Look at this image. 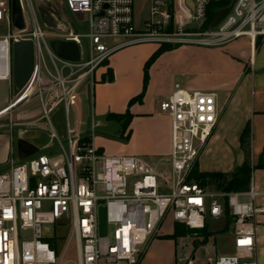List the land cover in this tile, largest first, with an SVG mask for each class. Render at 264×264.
<instances>
[{
    "label": "built area",
    "instance_id": "obj_1",
    "mask_svg": "<svg viewBox=\"0 0 264 264\" xmlns=\"http://www.w3.org/2000/svg\"><path fill=\"white\" fill-rule=\"evenodd\" d=\"M11 1L0 0V25L7 29L0 34V81L13 82V44L30 42L33 74L15 98H42L41 118L26 127L46 130L51 144L0 169V264H55L56 251L42 227L56 224L71 232L75 264H140L147 245L162 235L168 218L189 230H203L206 216L225 227L226 211L231 217L227 228L232 252L207 254L202 264H257L258 217L264 215V207L256 204L252 183L246 191L210 193L191 178L218 123L215 93L176 89L159 102V112L171 123L169 164L164 169L143 157L99 152L92 143L96 125L88 133L79 132L70 127L68 114L79 87L92 84L97 68L123 47H216L240 38L256 44L264 38V0H235L220 23L208 29L201 27L209 5L223 0H152L141 29L135 26L134 0H63L67 13L86 17L87 33L82 35L71 26L54 41L74 42L80 50L78 62L53 54L51 39L37 23L31 0L16 1L30 15L32 28L28 33L10 32ZM192 25L195 29H188ZM82 38L88 40L86 49ZM59 104L66 118L63 141L50 121V113ZM41 120L48 125L41 126ZM100 207L105 211V236L98 232ZM186 248L179 244L175 264H196Z\"/></svg>",
    "mask_w": 264,
    "mask_h": 264
},
{
    "label": "crops",
    "instance_id": "obj_2",
    "mask_svg": "<svg viewBox=\"0 0 264 264\" xmlns=\"http://www.w3.org/2000/svg\"><path fill=\"white\" fill-rule=\"evenodd\" d=\"M34 1L39 4L42 0ZM227 46L223 49L183 45L164 52L149 68L142 101L130 107L129 100L142 90L144 64L159 46L140 44L119 49L94 72L93 84L83 83L77 90L70 107L76 116L73 129L88 133L92 125H96V129L103 126L102 118L108 114H123L128 109L132 116L128 127L129 141L121 149L107 147L108 152L143 157L155 168L164 169L169 164L171 123L167 115L159 112V102L176 89L210 91L216 96L219 119L198 159L199 172L228 174L243 163L240 138L247 122L250 125V161L255 167L264 148V38L259 39L257 46L247 38L229 42ZM14 98L13 82L0 81V115L8 111L0 116V127L20 128L18 144L24 143L30 148V144L24 141L29 130L26 125L41 118L42 98H35L37 108L23 105L17 110L16 106L23 104L24 99L13 101ZM11 101L10 109L3 111ZM92 143L100 152L109 141L96 137L94 133ZM50 144L49 139L39 151ZM11 149L9 141L2 145L0 169L32 155H27L31 150H22L12 158ZM251 183L257 193L256 204L264 207V156L262 167L252 172ZM168 222L172 225L169 233L165 232ZM258 222L257 257L258 254L264 257V215L258 217ZM174 225L168 218L162 235H172ZM176 248L172 239L155 238L147 245L140 264H175L170 258ZM161 249H166L165 255H159ZM230 252L232 238L226 253Z\"/></svg>",
    "mask_w": 264,
    "mask_h": 264
},
{
    "label": "rangeland",
    "instance_id": "obj_3",
    "mask_svg": "<svg viewBox=\"0 0 264 264\" xmlns=\"http://www.w3.org/2000/svg\"><path fill=\"white\" fill-rule=\"evenodd\" d=\"M164 1L168 2L169 0H164ZM31 2L33 5L34 15L37 23H39L41 26H44L45 32L49 35L51 41H54V39L57 36H62L65 33H67L71 26L75 31H77L82 35L87 33L86 17L82 15H71L67 13L63 6V0H42L39 4H37L34 0H31ZM151 3L152 0H134V19H135V26L137 29H141L143 27V23H144L143 21L146 18H148ZM17 17H19V21H20L19 25L21 29L12 25L10 32L15 33V32L24 31V33H28L32 28V19L30 15L27 12L23 13L21 11L20 16L17 15ZM6 32H7L6 26L0 25V34H5ZM81 43L83 48L86 49L88 40L86 38H82ZM190 46L204 47L198 45H190ZM216 47L218 48L223 47L224 49L227 48L228 46L227 44H224ZM207 48H214V47H207ZM44 57L47 68L49 69V71H51L53 67L49 60L48 55L45 52H44ZM35 98L36 97L33 95L29 96L25 101L22 102L23 104H19V106H16L15 110L19 109L23 105H25L24 107L29 106L32 108H37L38 105L36 102H34ZM14 100H16V98H14L13 101ZM50 121L52 123V126L56 134L63 141L65 138L66 118L64 114V107L62 105L60 106L58 105L50 113ZM68 121L70 127L74 128L76 124L75 123L76 116L74 109L69 110ZM102 121L105 124H103V126H100L95 130V136L100 137L102 139H106L107 141H109V143H106L105 147H103L102 151L100 152L109 156L110 155L117 156L116 154H110L107 150V147H110L112 149H121L127 144L131 135L129 136L128 139L120 138L121 124L124 120L121 122H116L111 120L108 121L106 117H104L102 118ZM39 124L41 126H44V124L48 125V122L47 120H41L39 121ZM20 130L21 129L18 127H14V128L0 127V153H1L2 145H4L6 141H9V144L12 147L11 149V152L13 154L11 156L12 158H15L17 154H20L22 152V150H26L27 152H30L31 150V152L27 155L30 154L33 155L35 152L41 149V146L44 143L49 142V136L46 130H44L41 127L29 128L24 141L30 144L29 145L31 148L30 149L27 146V144L24 143L23 145L18 144V139H19L18 134ZM204 182H205V188L208 192L214 193L217 191H222L221 189H219L216 182L210 181L208 178H205ZM206 221H207V232L210 234L209 237L206 239V243L203 244L204 237L202 238L201 241L200 240L198 241L196 240L195 237H191V236H187L183 238V240L178 238L172 239L173 242L178 246L176 248L175 254L172 255V259L170 258L171 263L172 261L176 260V258L178 257L179 244L181 243H184V245L187 246L186 249L191 251L192 254L195 256L196 264H202L205 260L206 255L212 254L213 252L217 256L228 254L226 252L228 249H230V244H231V235L229 231L224 230L225 228L222 222H215L212 219H210L208 216H206ZM171 227H172L171 222H168L167 226H165V232L168 233L171 232L172 229ZM42 233L43 236L47 238V241L52 245V247L56 251L55 264H75L76 261L75 245H74V240L71 236V232L69 230H67L64 227L58 226V224H56V225L43 226ZM163 236L166 235H161L159 236V238ZM165 252L166 249L163 250L161 249L159 255L160 256H162L163 254L165 255ZM263 258L264 257H262L261 255L259 256L258 254L257 257L258 264H264Z\"/></svg>",
    "mask_w": 264,
    "mask_h": 264
},
{
    "label": "trees",
    "instance_id": "obj_4",
    "mask_svg": "<svg viewBox=\"0 0 264 264\" xmlns=\"http://www.w3.org/2000/svg\"><path fill=\"white\" fill-rule=\"evenodd\" d=\"M231 0H223L221 2H214L211 3L207 9L206 20L202 25V29H208L209 24L213 18L214 13L227 6ZM259 44V39L256 41V46ZM176 47H172L170 45H161L158 47L152 55L147 59L143 67V84L141 92L131 98L128 102V107L133 105L134 103H140L142 101L144 92L146 90L148 79H149V68L155 62V60L164 52L172 50ZM131 114L129 113L128 109L123 114H115L110 113L106 116L108 121H116L122 122L121 130H120V138L128 139L130 136V130H128L130 121H131ZM126 133V134H125ZM89 141L88 139H86ZM241 149L244 153V161L243 163L234 169L233 172L225 174V173H203L199 172L197 166L193 169L191 178H195L200 181L202 186H205L204 179L208 178L210 181L216 182L219 189L224 192H239V191H246L249 189V184L251 182V175L254 169H258L262 167V161L264 156V148L260 154L258 163L255 167L251 166L250 164V125L247 122L245 128L241 133ZM231 222V217L228 215V211H226V223L227 225ZM227 225L225 226L224 230H228ZM209 233L207 232V227L203 230H189L185 228L181 224L174 225V231L172 235H166L161 238L163 239H175L180 237L192 236V237H204V243H206V239L209 237Z\"/></svg>",
    "mask_w": 264,
    "mask_h": 264
},
{
    "label": "water",
    "instance_id": "obj_5",
    "mask_svg": "<svg viewBox=\"0 0 264 264\" xmlns=\"http://www.w3.org/2000/svg\"><path fill=\"white\" fill-rule=\"evenodd\" d=\"M235 0H231L229 5L217 10L209 24L210 28H215L220 21L229 13ZM21 10L16 0L11 1V21L12 25L21 29L19 17ZM188 29H195V25ZM49 46L53 54L64 61L78 62L80 60L79 47L72 41H50ZM13 88L15 95H19L29 82L34 69L33 46L28 41H20L13 44ZM98 232L99 236L106 235L105 211L98 209Z\"/></svg>",
    "mask_w": 264,
    "mask_h": 264
},
{
    "label": "bare ground",
    "instance_id": "obj_6",
    "mask_svg": "<svg viewBox=\"0 0 264 264\" xmlns=\"http://www.w3.org/2000/svg\"><path fill=\"white\" fill-rule=\"evenodd\" d=\"M25 97H26V96H22L21 98L24 99ZM7 112H8V111H7ZM7 112H5V113H7ZM5 113H3V114H1V115H5ZM1 115H0V116H1Z\"/></svg>",
    "mask_w": 264,
    "mask_h": 264
}]
</instances>
